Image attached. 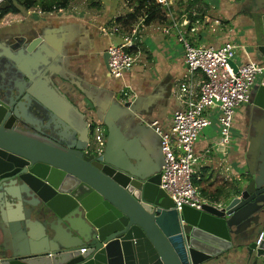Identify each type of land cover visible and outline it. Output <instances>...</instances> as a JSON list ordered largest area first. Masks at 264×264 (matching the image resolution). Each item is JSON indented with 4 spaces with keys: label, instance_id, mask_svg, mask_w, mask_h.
I'll return each instance as SVG.
<instances>
[{
    "label": "water",
    "instance_id": "1",
    "mask_svg": "<svg viewBox=\"0 0 264 264\" xmlns=\"http://www.w3.org/2000/svg\"><path fill=\"white\" fill-rule=\"evenodd\" d=\"M250 18V54L264 66V8ZM43 39L33 29L13 34L0 56V264H264V129L254 168L225 197L176 210L160 188V136L139 118L136 97L121 89L97 104L77 83L89 102L80 110L39 57ZM102 58L108 69L107 50ZM249 104L264 125V71ZM89 117L106 128L101 153L90 147ZM127 131L154 164L120 143Z\"/></svg>",
    "mask_w": 264,
    "mask_h": 264
},
{
    "label": "crops",
    "instance_id": "2",
    "mask_svg": "<svg viewBox=\"0 0 264 264\" xmlns=\"http://www.w3.org/2000/svg\"><path fill=\"white\" fill-rule=\"evenodd\" d=\"M120 1L96 0L93 8L67 13H59L61 10L42 12L36 7L20 9L21 14L16 19L12 18L19 13H7L0 17V56L11 52L7 44L10 36L33 29L44 38L45 55L38 54L39 57L49 63L53 81L58 82L61 91L80 110L84 111V103L89 102L79 93L77 83L89 91L97 104L112 99L124 89L136 97L139 118L157 120L163 127L169 125L176 110L184 107L183 101L178 98L180 83L186 82L198 91L205 79L200 72L191 74L188 71L184 61L183 39L194 45L215 47L232 42L237 46L234 57L236 64L240 66L257 61L250 54L248 25L251 13L264 8V0H166L168 4H161L149 22L144 21L145 16H137L133 20L127 18L133 8L127 0ZM122 8L126 11L119 13ZM14 20L17 22H12ZM115 27L119 29L118 32L113 31ZM135 29L140 35L138 50L133 49L136 60L121 77H112L104 65L102 54L110 44L120 42L122 34ZM61 49L64 50L63 54H60ZM57 73L69 77L73 84L59 80ZM37 84L40 89L48 90V84L42 77L37 78ZM207 113L211 123L202 130L194 146L195 155L198 153L206 158L193 182L205 194H202L203 197L211 201L221 192L224 194L225 190H231L244 176L245 149L241 137L245 138V128L250 126L249 123L255 126L252 136L257 144L256 132L264 129V125L250 104L242 105L235 112L231 149L227 154L213 152L215 137L219 134L218 108L211 107ZM128 132L126 136L122 135L120 143L141 155L146 165L154 164L145 143L134 137L135 133ZM158 145L157 142L154 150L159 161L161 152ZM12 235L9 229L8 237ZM3 238L0 231V244L5 241Z\"/></svg>",
    "mask_w": 264,
    "mask_h": 264
},
{
    "label": "built area",
    "instance_id": "3",
    "mask_svg": "<svg viewBox=\"0 0 264 264\" xmlns=\"http://www.w3.org/2000/svg\"><path fill=\"white\" fill-rule=\"evenodd\" d=\"M3 1L5 0H0V3ZM158 2L168 4L166 0ZM113 31L118 32L119 29L115 27ZM139 39L138 29H135L122 34L120 42L109 45L107 52L110 75L119 78L132 68L136 60L133 49L138 50ZM182 44L188 71L191 74L200 72L205 79L200 83L198 91L193 90L186 82L180 83L178 98L183 101L184 107L173 113L167 127L159 125L157 120L149 122L160 136V151L163 156L160 188L169 195L176 210L183 206L201 210L203 204L212 202L200 194L192 178L193 166L197 161L194 146L202 130L211 123L207 111L211 107L218 108L220 143L228 144L235 110L250 103L252 88L257 83V77L262 75L264 66L249 61L238 66L235 72L230 61H234L237 46L232 42H224L215 47L194 45L183 39ZM88 123L90 147L101 153L106 128L96 117H89ZM91 140L95 142V147H92ZM261 235L262 233L257 242ZM84 250L85 248L80 249L81 252Z\"/></svg>",
    "mask_w": 264,
    "mask_h": 264
},
{
    "label": "trees",
    "instance_id": "4",
    "mask_svg": "<svg viewBox=\"0 0 264 264\" xmlns=\"http://www.w3.org/2000/svg\"><path fill=\"white\" fill-rule=\"evenodd\" d=\"M6 1L9 2L5 6L0 7V17L7 13H19L20 7H23L25 10L36 7L42 12H55L67 8L71 0H21L19 1L18 6L10 0H5L3 2ZM127 3L133 8L127 18L130 17V19L133 20L136 19L137 16H145V22L150 21L151 17L157 13L161 5L158 0H127ZM117 20H121V18H118ZM227 191L225 190L224 194L221 192L211 201H218L220 198L225 197L224 195H227ZM199 192L201 195L204 194L201 190H199Z\"/></svg>",
    "mask_w": 264,
    "mask_h": 264
},
{
    "label": "rangeland",
    "instance_id": "5",
    "mask_svg": "<svg viewBox=\"0 0 264 264\" xmlns=\"http://www.w3.org/2000/svg\"><path fill=\"white\" fill-rule=\"evenodd\" d=\"M10 1H12L14 4H16L18 6L19 5L18 4L19 1H21V0H10ZM8 2L9 1H6V2L1 3L0 4V7L5 6ZM121 2H122V0L120 1V3ZM95 4H97L96 0H71L69 2V4H68L67 8L61 10V12H59V13H67V11H72V10L77 11V10H80V9L87 10L89 8H93ZM20 9H24V8L23 7H20ZM124 11H126V10H124L122 8L118 12L119 13H124ZM20 14H21V10H20L19 14L16 17L12 18V19L18 18L20 16ZM12 22H17V21L14 20ZM260 77L261 76H258L257 79H256V81H259ZM237 110H238V108H236L235 112ZM235 116H236V114L234 115V118H233V121H232V125H231V128H230L231 137H230L229 143L228 144H222V143H220V135L218 134L215 137V142L214 143H215L216 146L213 147V150H214L213 152H222V153L227 154V151H229L231 149V147H232V137H233V133L235 131V129H234L235 128V125L234 124H235V120H236V117ZM91 143H92V147H95L96 146V144H95V142L93 140H91ZM196 157H197V161H196V164L193 166L194 173H193L192 181L195 178V174L199 170L200 166H202L204 164V158H206L205 155L201 156L198 153H197V156ZM193 184H194V182H193ZM197 189L200 190L199 187H197Z\"/></svg>",
    "mask_w": 264,
    "mask_h": 264
},
{
    "label": "flooded vegetation",
    "instance_id": "6",
    "mask_svg": "<svg viewBox=\"0 0 264 264\" xmlns=\"http://www.w3.org/2000/svg\"><path fill=\"white\" fill-rule=\"evenodd\" d=\"M112 76V75H111ZM113 77V76H112ZM249 127L245 128V138L244 137H241V139L243 140L242 141V146L244 147L245 149V168H246V171H250V168H254V163H253V154H252V150L253 148L255 147L256 145V140L254 139V137L252 136V130L253 128H255L254 125H252V123H249ZM251 147V148H250Z\"/></svg>",
    "mask_w": 264,
    "mask_h": 264
}]
</instances>
